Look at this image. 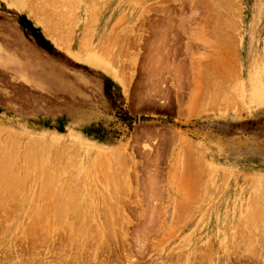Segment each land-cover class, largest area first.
Returning a JSON list of instances; mask_svg holds the SVG:
<instances>
[{
  "label": "rangeland",
  "instance_id": "rangeland-1",
  "mask_svg": "<svg viewBox=\"0 0 264 264\" xmlns=\"http://www.w3.org/2000/svg\"><path fill=\"white\" fill-rule=\"evenodd\" d=\"M257 8L0 0V264H264Z\"/></svg>",
  "mask_w": 264,
  "mask_h": 264
},
{
  "label": "crops",
  "instance_id": "crops-1",
  "mask_svg": "<svg viewBox=\"0 0 264 264\" xmlns=\"http://www.w3.org/2000/svg\"><path fill=\"white\" fill-rule=\"evenodd\" d=\"M261 11L262 8L261 10L260 8L256 9L255 20L253 24L250 22L251 24L249 25L251 30L254 29L252 34L248 35L249 53L252 56V62H250V64L246 67V69H248L247 78L243 82V90L247 97V104L252 114L264 111V68H262L261 65L263 62V57H261V53L255 52L256 50L258 51L257 36L259 33L258 29L261 25ZM255 30L258 32H255ZM162 32H164V30ZM73 56L78 58V52L73 53ZM87 59L90 60L94 65L102 66L98 63V58H94L92 55L87 57ZM259 105L262 106L260 110L257 108Z\"/></svg>",
  "mask_w": 264,
  "mask_h": 264
},
{
  "label": "bare ground",
  "instance_id": "bare-ground-1",
  "mask_svg": "<svg viewBox=\"0 0 264 264\" xmlns=\"http://www.w3.org/2000/svg\"><path fill=\"white\" fill-rule=\"evenodd\" d=\"M55 1V0H54ZM63 1V0H62ZM66 1V0H65ZM92 1H94V0H92ZM206 2V1H205ZM46 3V2H45ZM69 3V2H68ZM206 4V3H205ZM205 4H204V6H205ZM49 5V4H48ZM96 6V5H95ZM95 8V7H94ZM207 9H208V7H207ZM235 10V9H234ZM219 11V10H218ZM93 12V11H92ZM197 12V11H196ZM208 12V11H207ZM63 17H64V15H63ZM65 19H67V18H65ZM64 21V20H63ZM93 61V60H92ZM222 64V63H221ZM227 65V64H226ZM217 67V66H216ZM215 67V68H216ZM221 70V69H220ZM224 82V81H223ZM220 83V82H219ZM218 83V84H219ZM218 86V85H217ZM223 86V85H222ZM219 88V87H218ZM221 91V90H220ZM220 91H218L219 93H220ZM202 97V96H201ZM195 105V104H194ZM197 106V105H196ZM260 106V105H259ZM262 108V106H260V109ZM42 150V149H41ZM28 157V156H27ZM0 162H2L1 160H0ZM50 176V175H49ZM51 178V177H50ZM48 179V178H47ZM12 182V181H11ZM9 183H10V181H9ZM49 186V185H48ZM44 188V187H43ZM2 191V190H1ZM49 191V190H48ZM15 192V191H14ZM44 192V191H43ZM65 193V192H64ZM75 194V193H74ZM50 195V194H49ZM15 196V195H14ZM45 196V195H44ZM16 197V196H15ZM260 198V197H259ZM258 198V199H259ZM263 198V197H262ZM261 198V199H262ZM3 199V198H2ZM13 199V198H12ZM65 199V198H64ZM256 199V198H255ZM1 201V200H0ZM256 201V200H255ZM2 202V201H1ZM1 202H0V204H1ZM5 202V201H4ZM6 203V202H5ZM257 203V202H256ZM3 204V203H2ZM259 204V203H258ZM256 205V204H255ZM61 206H62V204H61ZM189 206V205H188ZM260 206V205H259ZM60 208V207H59ZM153 208V207H152ZM54 209H56V208H54ZM57 210V209H56ZM67 211V210H66ZM39 214V213H38ZM61 214V213H60ZM37 215V214H36ZM35 215V216H36ZM255 215V214H254ZM65 216V215H64ZM264 216V215H263ZM40 217V216H39ZM262 218V217H261ZM46 219V218H45ZM263 219V218H262ZM60 220H61V218H60ZM38 221V220H37ZM60 222V221H59ZM261 223V222H260ZM68 225V224H67ZM254 225V224H253ZM69 226H71L70 224L68 225V227ZM36 227V226H35ZM72 227H73V225H72ZM90 228V227H89ZM49 230V229H48ZM71 230V229H70ZM28 231V230H27ZM47 232V231H46ZM74 232V231H73ZM69 233V232H68ZM71 233V232H70ZM67 235V234H66ZM94 240V239H93ZM93 242V241H92ZM98 255V254H97ZM103 262V261H102ZM51 264H52V262H51Z\"/></svg>",
  "mask_w": 264,
  "mask_h": 264
}]
</instances>
